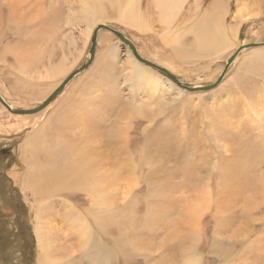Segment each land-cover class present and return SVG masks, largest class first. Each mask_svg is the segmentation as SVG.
<instances>
[{
  "label": "rangeland",
  "instance_id": "rangeland-1",
  "mask_svg": "<svg viewBox=\"0 0 264 264\" xmlns=\"http://www.w3.org/2000/svg\"><path fill=\"white\" fill-rule=\"evenodd\" d=\"M49 1L43 8L59 7L58 22L41 28L11 20L12 4L0 1V95L12 107L37 106L79 68L98 24L184 83L224 76L212 89L187 91L100 30L91 65L41 111L18 116L0 102V264H41L36 228L55 249L52 264H264V45L227 65L238 47L264 41V0H184L170 25L153 0H138L146 31L123 22L120 0ZM88 4L104 6L103 18L86 22ZM215 11L222 27L238 11L246 18L227 46L197 50L194 25ZM135 62L167 83L130 81ZM49 69L57 74L47 79ZM125 140L127 149L117 148ZM107 143L109 162L92 164ZM77 149L89 157L83 166ZM40 163L62 179L39 193L22 177ZM84 223L88 245L79 239Z\"/></svg>",
  "mask_w": 264,
  "mask_h": 264
},
{
  "label": "bare ground",
  "instance_id": "bare-ground-1",
  "mask_svg": "<svg viewBox=\"0 0 264 264\" xmlns=\"http://www.w3.org/2000/svg\"><path fill=\"white\" fill-rule=\"evenodd\" d=\"M0 1L2 2V0H0ZM47 1L50 3L49 0H47ZM92 1L93 0H88L89 4ZM103 1H106V0H102V2ZM107 1H109L111 4L117 3V5H118L119 0L118 1L117 0H107ZM8 2L12 4V5L8 6L11 10L9 18L11 20L14 19L15 22H19V23L25 24V25H27V23L29 22L31 24V27H35V28H39V27L41 28L44 24H56L58 22V20H57L59 18L58 12H59L60 8L59 7L57 8V6L53 5L51 7V9H49V11H48L46 8H43V5H44L43 0H4L3 3L6 4ZM183 2H184V0H153L154 8L158 11L159 16L161 18V22H164L166 25H170L169 24L170 21L172 20L173 16L175 14H177V12L179 11ZM119 3L123 4V5L119 6V17L123 20V22L125 21V22L139 28V29L145 30L146 25L144 24V19L142 18V15L138 10V0H120ZM89 4H88L89 14L86 17V22H88L90 24L92 21L100 20L103 18L101 15H104V13H103L104 10L102 9V8H104V6L99 11H90L91 9L89 7ZM217 4L218 3H213V8L218 9ZM216 11L215 12H207V13L204 12L205 14L202 15L203 17H202L201 21L199 23H197L196 25H194L192 36L194 37V43L196 45L197 50H203V49L207 50L209 48L211 51L213 47H217L218 45H221L222 43L227 46L229 44V42H233L235 39V38L230 39L229 37H235V32L237 30V26L239 24H241L242 22H244L245 18H246V13L244 11H238V13L235 14L233 17L232 26H230L229 28L226 26L222 27L221 26L222 25V20H221L222 17ZM34 24L36 26H34ZM89 24H88V29L90 31L91 25L89 26ZM27 27H28V25H27ZM176 36H178V35H176ZM176 36L175 37L172 36L173 38L170 39L171 42L174 44L178 42V39L176 38ZM217 39H218V43L216 42ZM30 61H31L30 65H29L30 68H33V67L41 64V62L39 60H37V58L32 59ZM53 72L55 74H57L56 70H54V69L47 70V72L45 73L46 78L47 79L52 78ZM135 79L137 82L138 81H140V82L144 81V82L148 83V85H149V83L153 84L154 86L151 87L152 89H156V87H158L159 84L166 82L164 77H162L161 75H159L157 73L150 71L149 69H146V67H144L141 64L136 63V62L131 67L130 72H129V80L132 81ZM131 84H132V82H131ZM170 87H171L170 89H173L172 88L173 85H170ZM162 89L163 88H161V90ZM152 92H154V91H152ZM43 95H45V93H44L43 89L40 88L37 92V96L42 97ZM24 109H26V108H24ZM27 109H29V108H27ZM15 115L30 116L31 114H25V115L15 114ZM63 122L64 121H62V123ZM77 124H78L77 121L67 122L66 123L67 127L65 128V132L68 133L69 135H71V131L74 130V128L77 126ZM60 125H63V124H60ZM85 125L86 124H84L82 126H85ZM88 126H90V124H87V126L85 128H87ZM94 127H95V124H94ZM80 132H84V131H81V129H80ZM82 138H83V135H80L79 139H82ZM30 139L27 140V143L30 141ZM105 142H107V141L105 140L104 143ZM126 145H127V141L125 140L124 143L117 148H119V149L126 148L127 149ZM27 146H29V145H27ZM42 146H43V144H41V143H35L33 145V147L35 149H37V148L41 149ZM23 147H26V146H23ZM104 147L106 150H101L100 153H98L99 158L97 156H95L98 158V160L94 158V160H92L93 162L91 161L92 164L97 163L98 161H103L100 163H104V164L109 162L110 157H111L109 155L111 143H107L106 145H104ZM260 148H262V149H260V151L264 154V149H263L264 147L261 146ZM26 150H27V147H26ZM77 151H78V154L80 156L78 164H79V166H83V163L89 157L86 154V152H84V150L77 149ZM118 152H119V150H118ZM248 161L257 162L259 160H255L254 157L249 156ZM42 166H43L42 163L34 166L33 171H31L28 176L27 175L23 176L22 177V185L24 186L27 184L28 185L32 184L33 188L35 187V190L40 193L41 190H46V184L48 186L50 181L58 184L59 181H57V179L61 178L62 176L59 175L56 171H48V170L40 168ZM95 167H96V165H95ZM46 174L48 177L46 176ZM45 179H48L47 182H45ZM83 227H84L83 231H81V229L79 228L80 235H81L79 237V239L80 238L83 239V241H82L83 245H86V244L88 245L87 242H89L88 241L89 240V236H88L89 234H88V231L86 229L85 223H84ZM35 236L37 237L36 240H37V243H38L39 249L41 251V255H42L41 264H50V263L52 264V260H55V249L51 246L50 238L48 236H46L44 233L40 232L39 229H37V228H36V235ZM94 247H96V246H94ZM48 260H50L51 262H49Z\"/></svg>",
  "mask_w": 264,
  "mask_h": 264
},
{
  "label": "water",
  "instance_id": "water-1",
  "mask_svg": "<svg viewBox=\"0 0 264 264\" xmlns=\"http://www.w3.org/2000/svg\"><path fill=\"white\" fill-rule=\"evenodd\" d=\"M100 30H107V31H111L112 33L115 34V36L122 41L125 45L128 46V48L131 50L133 56L135 57V59L139 62H141L142 64L151 67L153 69H155L156 71H158L160 74H162L163 76L167 77L168 79H170L171 81H173L175 84H177L179 87L193 92V91H206L209 89H212L214 87H216L219 82L222 80L224 73L221 74V76L218 77V79L209 84V85H191L188 83H184L180 78H178L176 75H173L172 73H170L166 68L158 66L146 59H144L143 57H141L136 49V46L134 45V43L122 32L114 29L113 27L109 26V25H105V24H98L95 29L93 30L92 36H91V40H90V46L88 49V57L87 59L84 61V63L77 68L76 70H74L71 74H69L60 84L59 86H57V88L45 99L43 100V102H41L40 104H38L37 106L33 107V108H29V109H21V108H15L12 107L8 102H6L0 95V102L1 104L7 108L9 110V112H11L12 114H33V113H37L39 111H41L46 105H48L49 103H51L56 97L57 95L64 89V87L77 75H79L80 73H82L83 71H85L92 63L93 58H94V54H95V50H96V45H97V33ZM264 45V41L260 42V43H249L246 45H242L240 47H238L237 50H235V52L228 58L227 60V65H229L234 58L236 57V55L238 54V52L244 48H251L253 46H262Z\"/></svg>",
  "mask_w": 264,
  "mask_h": 264
},
{
  "label": "trees",
  "instance_id": "trees-1",
  "mask_svg": "<svg viewBox=\"0 0 264 264\" xmlns=\"http://www.w3.org/2000/svg\"><path fill=\"white\" fill-rule=\"evenodd\" d=\"M2 175H3V174H2ZM3 176H4V175H3ZM14 206H15V204H14ZM18 218H19V216H18ZM25 227H26V226H25ZM26 228H27V227H26ZM27 229H29V228H27ZM27 249H30V247H29V248L27 247Z\"/></svg>",
  "mask_w": 264,
  "mask_h": 264
}]
</instances>
